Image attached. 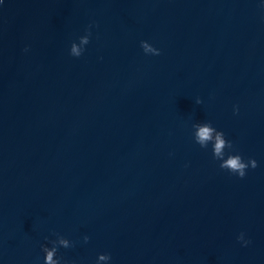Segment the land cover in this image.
<instances>
[{"label": "water", "instance_id": "95a60500", "mask_svg": "<svg viewBox=\"0 0 264 264\" xmlns=\"http://www.w3.org/2000/svg\"><path fill=\"white\" fill-rule=\"evenodd\" d=\"M58 236L60 264H264V0H0V264Z\"/></svg>", "mask_w": 264, "mask_h": 264}, {"label": "clouds", "instance_id": "9594fccd", "mask_svg": "<svg viewBox=\"0 0 264 264\" xmlns=\"http://www.w3.org/2000/svg\"><path fill=\"white\" fill-rule=\"evenodd\" d=\"M91 27V26H89ZM91 33L86 29V34L79 38V44L72 43L69 51V55L72 57H80L84 51V46L89 43V36ZM143 52L145 54L151 55H159V51L152 46H150L147 42L142 41L140 44ZM26 50V49H25ZM201 101L199 99L196 100V104H200ZM193 140L196 144H198L201 148H206L209 144H211L212 148V157L214 160L221 161L219 164V168L221 170L227 171L230 174H235L239 178H243L245 176V172L247 168L255 169L257 167V163L255 160H248L245 163L240 155H228L225 158V149L232 150L233 145L230 141H226L224 138V133L217 131L215 128L211 126L209 123L203 124H193ZM243 238V234L237 237L238 241ZM84 242H88V237H84ZM52 244L51 248L43 247L42 251L44 253L43 264H60V260L55 258L58 247L62 248H70L72 244L63 237H57L55 241H50ZM110 260V256L107 254L99 255L97 259V264L99 261H108Z\"/></svg>", "mask_w": 264, "mask_h": 264}]
</instances>
